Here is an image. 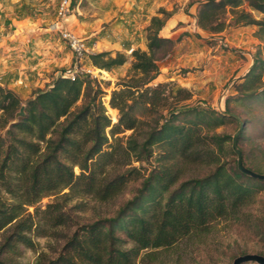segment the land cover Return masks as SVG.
Here are the masks:
<instances>
[{
    "label": "trees",
    "instance_id": "1",
    "mask_svg": "<svg viewBox=\"0 0 264 264\" xmlns=\"http://www.w3.org/2000/svg\"><path fill=\"white\" fill-rule=\"evenodd\" d=\"M245 1L264 13V0H200L197 24L220 33L230 24L231 13L235 24H258L263 36L264 17L256 18L241 8ZM170 16L154 15L148 26V50L133 49L132 69L137 74L123 81L110 97V107L119 109L116 122L92 73L79 72L72 78L62 71L26 100L0 83V232L4 233L0 264H29L3 254H16L21 246L37 249L38 237L50 238L56 245L52 255L39 251L34 264H136L145 248L171 245L219 217L239 218L256 189L264 188V178L240 170L235 158L225 159L234 153L227 145L230 134L202 130L203 123L215 129L229 120L242 122L230 107L231 98L264 101V42L236 83L238 94L227 100L226 111L234 114L212 109L207 120L197 107L179 103L192 95L189 88L179 86L174 91L172 82L154 81L160 73L159 52L175 42L160 34ZM84 57L104 69L127 60L125 52L113 55L110 50L85 52ZM78 62L75 56L73 66ZM23 104L25 111L16 118ZM128 129L132 132L119 135ZM155 145L160 147V163L143 178L138 192L115 215L71 231L76 223L71 210L83 205L75 202L69 207V202L85 195L100 201L116 197L141 174L142 168L133 162L149 160ZM180 163L215 167L204 176L181 179ZM249 167L261 171L255 163ZM50 195L51 200L39 203ZM261 225L264 232L263 220ZM119 226L135 242L133 247L120 246L124 239L117 235Z\"/></svg>",
    "mask_w": 264,
    "mask_h": 264
},
{
    "label": "rangeland",
    "instance_id": "2",
    "mask_svg": "<svg viewBox=\"0 0 264 264\" xmlns=\"http://www.w3.org/2000/svg\"><path fill=\"white\" fill-rule=\"evenodd\" d=\"M61 1L0 0V83L26 100L37 88H45L58 73L71 70L76 51L65 34L66 31L73 32L84 42L85 52L110 50L113 55L117 51L127 55L123 64L111 69L93 66L84 56L80 58L82 67L93 68V77L104 90L103 100L113 122L119 118V109L110 107L112 91L137 74L132 69V51L134 48L148 50V26L154 15L165 18L171 14L160 34L175 39L166 52H159L160 73L154 81H170L174 85V91L179 86L189 88L192 95L179 103L197 107L207 120L209 115L206 114H211L212 109L222 112L219 108L221 101L227 109L228 98L238 94L235 85L241 79L235 76L245 70L259 44L264 42V35H260L258 24H235L231 13L227 16L230 24L222 32L211 33L202 29L197 24L195 15L200 0H69L65 17L60 12ZM241 8L251 11L256 18L264 17V13L252 9L248 1ZM229 104L242 122L247 121L242 136L239 134V138L237 137L238 147L247 153V157L243 155L245 165L249 167L255 163L261 171L253 169L264 173V101H238L231 98ZM167 109L168 107L163 110L166 112ZM1 112L0 109V114ZM189 115L192 116V113ZM239 126V122L229 120L215 129L203 123L202 130L209 134L214 131L230 134L231 139L227 145L233 148V135ZM131 132L132 129H128L119 135ZM154 149L149 160L133 162L142 168L141 174L131 179L116 197L109 201H100L91 195L72 199L69 207L75 202H82L83 208L71 210L76 223L70 230L73 231L80 224L91 223L99 217L115 215L120 206L138 192L143 178L160 163L157 159L160 147L155 145ZM233 158L237 162L238 154L235 150L225 157L231 161ZM180 165L183 168L181 179L204 176L215 167V164ZM75 170L80 171L78 166ZM256 186L259 187L257 184ZM53 197L45 196L39 203L45 204ZM30 209L33 210V206ZM137 212L140 213L141 208ZM129 218L130 214L126 216L125 222ZM262 220L264 221V188H257L255 198L242 208L239 218L219 217L206 228L195 229L171 245L145 248L135 262L231 264L236 256L246 252L264 254ZM116 232L124 239V242H120L122 248L135 245L127 236L125 228L119 226ZM3 236L4 233L0 232V244ZM37 242V249L21 246L20 252L4 253L3 256L34 264L39 251L54 254L52 246L56 245L55 241L38 237ZM242 264L260 263L247 261Z\"/></svg>",
    "mask_w": 264,
    "mask_h": 264
},
{
    "label": "water",
    "instance_id": "3",
    "mask_svg": "<svg viewBox=\"0 0 264 264\" xmlns=\"http://www.w3.org/2000/svg\"><path fill=\"white\" fill-rule=\"evenodd\" d=\"M247 69H248V66L245 68V70L241 74L236 75L235 77H238V78L241 77L243 74H245ZM223 95H225V92L223 93ZM24 107H25V105L23 104L21 106V108L16 112V118H18L20 115H22L24 113V111H25ZM219 108L222 111V113H225V114L228 113L226 111V108L223 107L222 101L220 102ZM228 114H232V113L229 112ZM242 129H243V122H240V126H239L238 130L233 135V148L238 154V158H237L238 167L240 170H242L243 172H245L248 175H252V176H255L258 178H264V173L258 172L256 170L246 166L244 163L242 150L237 145V137L240 134V132L242 131ZM247 261H256L260 264H264V254L257 253V252H246V253H243V254L236 256L234 258V260L231 262V264H242V263L247 262Z\"/></svg>",
    "mask_w": 264,
    "mask_h": 264
},
{
    "label": "built area",
    "instance_id": "4",
    "mask_svg": "<svg viewBox=\"0 0 264 264\" xmlns=\"http://www.w3.org/2000/svg\"><path fill=\"white\" fill-rule=\"evenodd\" d=\"M69 5V0H62L61 1V14L62 17H65L67 15V7ZM69 40V43L73 47V49L76 51V56L79 57V62L73 66L71 70L68 71V74L71 75L72 78H74L79 72H89L93 74V68L91 67H82L80 63V58L85 56V44L82 42L81 38H79L75 33L73 32H67L65 34ZM87 52V51H86ZM89 52V51H88Z\"/></svg>",
    "mask_w": 264,
    "mask_h": 264
},
{
    "label": "crops",
    "instance_id": "5",
    "mask_svg": "<svg viewBox=\"0 0 264 264\" xmlns=\"http://www.w3.org/2000/svg\"><path fill=\"white\" fill-rule=\"evenodd\" d=\"M198 28H200V27H198Z\"/></svg>",
    "mask_w": 264,
    "mask_h": 264
}]
</instances>
